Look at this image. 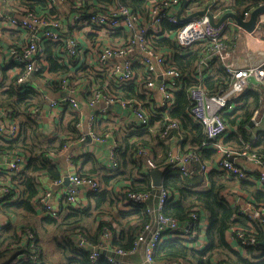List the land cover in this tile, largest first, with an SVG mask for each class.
<instances>
[{
	"label": "built area",
	"instance_id": "built-area-1",
	"mask_svg": "<svg viewBox=\"0 0 264 264\" xmlns=\"http://www.w3.org/2000/svg\"><path fill=\"white\" fill-rule=\"evenodd\" d=\"M65 0H47L51 8L58 9ZM75 7L82 8L87 0H75ZM183 0H149L148 16L143 20V15L135 11L123 0H111V3L103 10L87 12L78 9L72 16L69 28L79 27L80 25L90 26L92 28H107L109 30L125 28L130 32L128 37L120 44H103L99 45L93 53V60L100 69L102 75H106L109 82L118 90L126 84L134 82L138 91L145 89L149 96L157 94L158 107L166 110L172 108L175 104V92L180 90L184 84L185 75L175 67L171 57L164 52L154 49L150 44V36L157 35L163 28L164 22L171 25H177L175 31V40L180 50L186 51L196 44L203 41H210L214 45L215 53L220 54L226 50L222 42V35L225 30L234 25L231 19L226 20L220 26L215 27L207 15H202L187 22L181 21L173 9ZM3 3L13 2V0H2ZM259 5L264 4V0H258ZM209 10L214 14L216 20L219 10L216 8L223 5L222 0H210ZM197 11V10H196ZM222 13V12H221ZM251 12H245L243 18L247 20ZM261 18V17H260ZM259 21H261L259 19ZM0 22L6 28L22 30L26 33L24 44L14 45L9 48L10 59L14 66L15 72L20 74L15 78V85L18 87H37L32 85V75L40 77L48 86L58 84L64 89L70 87L67 79L60 80L51 76L48 68L47 44L49 42L57 44V52L65 56L70 63L78 61L83 57V50L79 39L71 33L69 29H63L64 22L56 14L38 13L29 8H23L17 14H0ZM236 24V23H235ZM60 61L62 59L60 58ZM206 61L200 62V66ZM143 68V73L136 72V67ZM21 70V71H20ZM233 81L229 87L217 94L209 93L202 84H197L189 88L190 107L188 113L197 123L202 125L205 141L203 145L212 144L218 152L217 163L221 171L227 174L236 175L241 178H252L250 171L235 160V156H243L248 161L258 166L257 180L261 187H264V155L258 152L250 151L251 147L247 146L245 150L239 152L233 148L223 145L220 140L229 132V125L223 115L226 111L233 110L236 105V99L239 98L252 83L250 77H254L258 83L264 81V65L249 68L233 69L231 71ZM1 81V79H0ZM88 91L90 95L87 99V106L96 108L100 103L113 105L119 103L128 108L129 113L134 117L139 125H147L149 118L142 106L135 99L122 98L112 91L109 85L101 88L99 85H92ZM156 97V98H157ZM55 112H59L61 106H70L79 110L81 103L73 95L65 98L53 99L50 103ZM57 110V111H56ZM33 120L40 124L43 122V116L38 108L31 110ZM100 113L106 114V109L101 112L94 111L88 117V128L86 133L81 134V140L85 139L88 134L93 140L98 141L102 138L95 132L94 125L98 121ZM260 110L255 111L252 121L256 126L261 125ZM81 122L78 123V126ZM178 120H172L168 123L166 130L162 133L167 136L173 129H179ZM20 133V124L18 120L9 113L7 109L0 106V134L7 138L13 139ZM258 138V134L256 135ZM114 145L111 158L113 167H117L115 159ZM139 161L149 169L158 168L155 162L153 152L147 147H140L137 151ZM0 171L10 170L15 174L21 172L27 159L17 151L0 150ZM71 161L72 158H69ZM169 165L178 169L185 176H193L195 173L208 172L209 165L202 160L197 150H189L184 156L174 158L169 155ZM69 184L65 187L62 197L51 190H45L38 201L43 212L48 215L57 216L62 205H69L76 208L85 206L82 197L86 193L99 192L103 186L101 181L93 176L80 175L73 173L68 176ZM56 184H62L63 178L55 180ZM11 193L10 185H0V203ZM126 201L135 205L143 206L147 214L152 216V220L146 224L138 237L135 239L133 247L125 250L119 247L110 248L112 236L111 230L107 228L103 234L104 242L92 246L85 237L79 236V244L86 246L91 250L90 260L92 264H100L101 256L110 264H135L128 259V256L137 252L139 247L144 244V264H186L184 261L172 263H158L154 261L153 255L158 246L163 242L166 233H172L175 237L185 239L190 246L202 249L201 228L203 215L198 208H195L189 218L179 223L177 220L169 218L163 214L170 201L171 194L161 186L157 192H135L128 188L123 192ZM156 200V206L152 201ZM242 214L246 217L248 224L262 222L264 224V205H256L248 199L244 202L241 209ZM2 226L0 225V228ZM236 237L240 240L242 247H257L260 243L254 235H246L240 228H234ZM253 232V231H251ZM232 234V233H231ZM27 239L33 238L31 231L27 230ZM232 239L234 236L232 234ZM35 246L34 244L32 245Z\"/></svg>",
	"mask_w": 264,
	"mask_h": 264
},
{
	"label": "trees",
	"instance_id": "trees-1",
	"mask_svg": "<svg viewBox=\"0 0 264 264\" xmlns=\"http://www.w3.org/2000/svg\"><path fill=\"white\" fill-rule=\"evenodd\" d=\"M16 1L38 13L47 8L53 14L58 13L56 8L48 6L47 0ZM146 1L123 0L139 12L145 7ZM193 1L188 2V7ZM66 2L61 3L60 6ZM75 4L76 1L73 0V5L75 6ZM257 6H259V2L256 0H234L233 3L226 6L222 5L216 9L225 12L229 9L243 17L245 12ZM78 9L86 10V7H74V11ZM57 15L61 18V14ZM177 28V25H171L168 22L163 24L164 30L174 32V34ZM6 33L5 29L0 30V34ZM169 43V40L166 39L150 42L154 49L168 47L166 45ZM223 44L227 45L225 42ZM171 45L175 50L172 63L183 72L185 78L184 86L175 92L174 107L171 109L168 121L163 123L162 130L163 132L166 130L170 121H180L183 131L195 132L196 134V143L194 144L197 146L194 147L196 149L192 150H197L202 160H213L216 154L210 148L212 144L203 145L205 136L202 125L194 121L188 113L190 107L189 88L200 84L194 80V75L202 53L195 51L185 54L177 44ZM54 47L57 48L56 43L49 42L47 44L46 57L50 63V69L53 72L61 71V75L66 74V66L58 64L52 55ZM60 66L61 69H58ZM219 71V76L212 77L203 83L211 94L225 91L233 81V76L227 73L224 68ZM143 72L141 71V73ZM261 86L264 89V81ZM99 87L103 88V85ZM119 89L117 88L115 94L122 98L130 97L138 101L145 97V94L141 93L143 90L138 91L134 82ZM89 95L90 92L86 97ZM36 97L37 91L32 87H18L15 85V81L9 82L6 76L0 81V106L7 109L21 124L18 136L9 139L8 145L3 149L0 148V150L17 151L27 159L24 169L16 174V183L10 185L11 193L0 203V212L9 217L8 223L0 228V264H92L90 260L91 250L78 243V235L87 238L92 245H99L107 228L111 230V245L125 250L131 249L143 227L152 220V216L146 213L143 206L126 203L125 196H120L113 188L114 185L118 184L135 192L153 193L157 191V188L152 186L149 171H143L144 164L137 157L138 149L146 147L147 144L142 143L145 146L134 144L131 155L132 165H130L129 170H127L126 162L121 157L122 164L118 163V166L110 172V176L101 178L105 188L99 192L89 193L86 206L76 208L71 204H63L57 216L47 214L46 217L38 219L40 210H42L38 203L41 196L39 194V178L41 175H47L51 179H61L59 168L53 162L51 154L60 151L68 141L72 140V135H69L68 139L61 137L55 146L41 147L47 140L39 132L30 116L25 115L36 105ZM236 102V107L231 111H226L223 115L229 125V130H231L228 140H231L230 138L233 140L236 134H239L240 140L238 138L234 140L239 148L237 151L245 150L248 143H252L254 140L256 142L254 145L259 149L251 148L250 151L264 153V129L257 132L258 138L256 140L253 138V133L248 129L257 110H260L261 125H264V109L262 108L264 95L261 90L249 87L236 99ZM21 114H24L26 119L22 123L20 121ZM77 121L78 117H74L72 120L71 132L73 134L75 133L74 123L76 124ZM134 154L136 156L133 157ZM164 166L166 173L163 188L170 192L171 198L163 210V214L183 223L189 218L191 212L198 208L201 214L204 213L207 217L204 230L206 244L202 249H198L190 246L185 239L175 237L172 233H166L163 242L155 250L154 261L158 263L184 261L186 264H264V247L261 244L257 247L241 246L243 249L241 252L234 249L233 244L227 238L228 234L232 233L234 239L240 243L234 231V228H240L246 235H254L259 243L264 239V224L258 221L249 225L246 217L242 214L241 209L244 206V201L243 205L240 206L239 200L233 199L232 202L229 199L234 187L233 181H237L239 190L250 196L248 199L250 202L256 205H264V187H261L256 180L251 178H241L215 169L209 173V186L203 188L202 184L205 183V180L202 175L185 176L170 165ZM133 168H136L143 175V178H135ZM91 174L93 173H80V175L92 176ZM16 196L18 198L13 200ZM240 201H242L241 198ZM121 205H127V210ZM13 216L15 220L12 218ZM27 230L32 232L33 238L27 239L25 237ZM48 244H52L54 250H49L46 253L45 247ZM48 255H53V260L49 259ZM55 255L58 256V259L54 257ZM99 262L100 264H110L105 260L104 255L101 256Z\"/></svg>",
	"mask_w": 264,
	"mask_h": 264
},
{
	"label": "crops",
	"instance_id": "crops-1",
	"mask_svg": "<svg viewBox=\"0 0 264 264\" xmlns=\"http://www.w3.org/2000/svg\"><path fill=\"white\" fill-rule=\"evenodd\" d=\"M67 1L64 5L60 6L57 14H61V20L64 22L63 29L67 31H71L80 41L83 50V57H81L78 61L70 63L67 59L65 60V56L59 52H57L56 47L53 49V57H55L56 62L61 65H65L67 68V73L61 75V71L53 72L50 69V63L48 61V68L51 76L59 78L60 80L67 79L70 82V87L73 92L68 88L64 89L58 84L54 86H48L40 77H37L35 74L32 75V85H36L37 87H33L37 91V97L35 99L36 105L32 107L28 113L25 115L30 116L32 118L31 110L34 108H38L40 113L43 116V122L37 124L34 120L35 126L38 127V130L43 136L46 138L47 142L42 146L47 147L48 145H57L58 141L61 140V137H66L68 139L69 135H72V140L68 141L63 148L51 154V158L55 165L59 168L61 178H63L62 184H56L55 179H51L47 175H41L39 178L40 181V195L47 189H51L57 197H62L63 191L67 184H65V179L73 173H93L91 174L93 177L98 178L101 181L103 176H110L113 168V159L111 158L113 152V146L116 145L114 150L115 159L118 163L122 164L123 161L126 162V168L129 170L131 164V155L133 152L134 144L142 143L147 144V148H149L154 155L155 162L158 167H164V165L169 166V155L172 154L174 158L184 156L189 150L196 149V134L195 132H186L182 130L181 124L179 129H173L169 132V134L165 137L163 136L162 125L165 121H168L169 114L172 111L170 109L166 110L161 107H158V97L155 93L151 96L146 92L145 89L141 93L145 94L143 100H136L145 110L149 121L147 125H138L134 119V117L129 113L128 108L124 107L119 103H115L113 105H105L104 103H100L96 108H90L87 106L86 95L89 94L88 89L92 85H99L105 87V85H109L112 91H117V88L113 86L112 83L109 82L106 75H102L100 69L96 65L93 60V53L98 48L99 45L103 44H120L123 43L124 40L128 37L130 32L125 28H117L113 30H109L107 28H92L90 26H82L75 28H69L71 25L72 16L75 13L73 0H65ZM64 1V2H65ZM75 1V0H74ZM129 1V0H126ZM210 0H194L190 6L188 7V2L191 0H187L185 6L183 7V1L173 9V13L177 16L181 12L182 8L183 15L188 16L192 12L196 10L203 9ZM255 1V0H254ZM234 0H222L224 6L227 4L233 3ZM258 2V0H256ZM111 3V0H87L85 7L87 12H95L99 10H103ZM148 4L149 0L146 1L145 7L140 10V13L143 15V20H145L148 16ZM132 8V6H130ZM25 6L19 4L16 0L9 3H3L0 0V14H17L19 13ZM76 8V7H75ZM229 10V9H227ZM226 10V12H227ZM251 9L248 12H251ZM139 12V11H138ZM222 12V13H221ZM225 11H218L215 13L217 19L221 17V15ZM43 13H50V10L47 8L43 10ZM55 14V13H54ZM56 14V15H57ZM58 16V15H57ZM232 20V19H231ZM261 21H258V24L253 32H248L243 28L239 27L237 24L229 26L222 35V41L227 45L226 50L220 54L215 53L214 45L210 41H203L199 44H196L192 48L183 51L185 54L193 53L195 51H199L202 53L201 60L197 63V67L195 69L194 80L197 83L202 84L205 88L206 86L203 84L206 80H209L212 77H217L220 75V69L224 68L227 73L232 75L231 71L233 69L239 68H249L255 67L259 65H264V14L261 15ZM5 29L7 31L6 34H0V79L3 80L4 76L9 82L15 80V78L20 74V72H15L14 64L10 59L9 48L14 45L24 44L26 41V33L22 30H14L11 28H6L0 22V30ZM13 35H15L13 37ZM13 37V38H12ZM169 40V44L166 45L168 47L156 49L160 52H164L171 57L173 60L174 47L171 44H177L175 40L174 32H170L168 30H162L157 35L150 36V42H155V40ZM60 58L62 61H60ZM206 61V63H202L200 66V62ZM61 69V66L58 68ZM21 71V70H20ZM143 71V68L140 66L136 67V72ZM3 77V78H2ZM214 79V78H213ZM262 83L252 84V88L261 90L264 95V89L261 86ZM184 86V84H183ZM140 90V91H141ZM181 90V89H180ZM207 90V88H206ZM179 91V90H178ZM209 91V90H207ZM70 95L77 97L81 103V107L79 110H75L70 106H61L59 108V112L53 111L51 108V101L57 98H65ZM157 97V98H156ZM129 98L130 97H124ZM157 100V104H156ZM176 100V95H175ZM264 109V104L263 107ZM103 109H106L107 113H100L98 115V121L94 125L95 132L102 138L101 140L95 141L88 134H86L85 139L81 140V134L86 133L88 128V117L94 111L101 112ZM57 111V110H56ZM25 115H20V121H26ZM74 117H78V121L76 124L74 123V131H72V120ZM195 121V120H194ZM81 122V125L78 126V123ZM180 123V121H179ZM20 124V123H19ZM21 129V124H20ZM248 129L253 133L254 139L256 140L257 132L264 129V125L256 126L255 124L248 126ZM231 130L221 138L220 142L234 150H239L234 140L238 138L240 140L239 134H236V137L232 140H228V136L230 135ZM31 139V138H30ZM9 139H6L0 134V148L3 149L8 142ZM256 142L253 140L252 143H248L247 146H251V148H255L258 150L259 148L254 145ZM215 152L214 159L204 160L209 165V170L207 173L196 172V175H202L205 183L202 184L203 188H207L209 186L208 176L213 170H219V165L217 163L218 152L210 147ZM2 151V150H1ZM212 155V157L214 156ZM263 154L264 153H260ZM136 156L135 154L133 157ZM122 157V158H121ZM211 157V158H212ZM69 158H72L70 161ZM235 160L240 162L243 167L250 171L253 180H257V169L258 166L253 162L248 161L243 156H235ZM1 163V158H0ZM143 171H149L147 166L143 165ZM174 168V167H173ZM176 169V168H174ZM178 170V169H176ZM133 176L135 178H143L136 168H133ZM16 183V174L14 171L10 170H1L0 171V185H11ZM127 184L128 181H126ZM259 183V182H258ZM103 186L102 189L105 188V184L101 181ZM238 182L233 181V191L231 190V194L229 199L233 202L234 200H239L240 206L243 205V201L245 202L249 199V195L239 190ZM123 185H126L123 183ZM201 186V187H202ZM110 189V187H108ZM113 188V187H111ZM128 188V187H127ZM122 187V185H114L113 190H115L120 196H123V192L127 189ZM156 190L160 187H155ZM155 191V192H157ZM234 192V193H233ZM239 192V193H238ZM88 196L89 193H86L82 199L84 201L85 206L88 204ZM18 196L14 197L13 200H16ZM240 198L242 201H240ZM128 203L127 201H125ZM156 200L152 201V204L156 206ZM122 208L126 209L127 205H121ZM40 210V209H39ZM127 210V209H126ZM46 213L40 210L38 219H42L46 217ZM15 220V217H12ZM9 221V217L2 212H0V225H6ZM207 224V217L203 213L202 219V228H201V240L203 247L206 244V239L204 238V230ZM95 228V227H94ZM80 235H78L79 237ZM228 241L233 244L234 249L243 251L239 242L235 239H232V234L229 233ZM87 241L88 239L85 238ZM51 240V239H50ZM79 243V238H78ZM88 243L92 245L89 241ZM103 246H107V243L104 242V238L102 236L101 243ZM99 244V245H100ZM50 244H48L49 246ZM48 246L45 247L46 253L49 251ZM96 246V245H92ZM110 248L114 246L109 244ZM144 248L145 245L142 244L137 252L128 256V259L133 261L135 264H144ZM49 259L53 260V255L47 256Z\"/></svg>",
	"mask_w": 264,
	"mask_h": 264
},
{
	"label": "water",
	"instance_id": "water-1",
	"mask_svg": "<svg viewBox=\"0 0 264 264\" xmlns=\"http://www.w3.org/2000/svg\"><path fill=\"white\" fill-rule=\"evenodd\" d=\"M187 0H183V7L185 6ZM210 4H207L203 9L197 10L195 12H192L188 16L183 15V10L182 8L181 12L178 15V18L183 21L187 22L192 19H195L197 17H200L202 15H207L210 18L211 23L213 26L218 27L220 26L223 22H225L228 19H232L239 27L243 28L244 30L248 32H253L258 24V21L261 17L262 14H264V4L259 5L251 11L250 17L245 20L243 17H241L239 14L236 12H233L231 10L224 12L221 17H219L218 20L214 18V14L211 10H209ZM249 81L252 84H258V82L255 80L254 77H250ZM253 121L250 122V125H253ZM165 168L164 167H158L155 169L150 170V178H151V183L153 187H161L163 186L164 178H165ZM65 184H69L68 178L65 179ZM261 246L264 247V239L260 242Z\"/></svg>",
	"mask_w": 264,
	"mask_h": 264
},
{
	"label": "rangeland",
	"instance_id": "rangeland-1",
	"mask_svg": "<svg viewBox=\"0 0 264 264\" xmlns=\"http://www.w3.org/2000/svg\"><path fill=\"white\" fill-rule=\"evenodd\" d=\"M48 249H49L50 251L54 250V247L52 246V244H50V245L48 246ZM54 257L58 259V256H57V255H55Z\"/></svg>",
	"mask_w": 264,
	"mask_h": 264
}]
</instances>
